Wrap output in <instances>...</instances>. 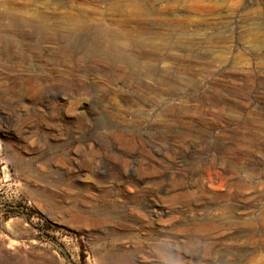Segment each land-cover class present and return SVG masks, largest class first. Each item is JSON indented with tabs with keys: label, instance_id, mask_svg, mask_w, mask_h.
I'll return each mask as SVG.
<instances>
[{
	"label": "rangeland",
	"instance_id": "1",
	"mask_svg": "<svg viewBox=\"0 0 264 264\" xmlns=\"http://www.w3.org/2000/svg\"><path fill=\"white\" fill-rule=\"evenodd\" d=\"M0 264H264V0H0Z\"/></svg>",
	"mask_w": 264,
	"mask_h": 264
},
{
	"label": "bare ground",
	"instance_id": "2",
	"mask_svg": "<svg viewBox=\"0 0 264 264\" xmlns=\"http://www.w3.org/2000/svg\"><path fill=\"white\" fill-rule=\"evenodd\" d=\"M133 7H134V6H133ZM131 8H132V7H131ZM133 9H134V8H133ZM135 9H136V8H135ZM135 9H134V10H135ZM74 20H75V19H74ZM76 20H78V19H76ZM75 22H78V21H74V23H75ZM10 256H11V255H10ZM1 259H2V258H1ZM8 263H9V262H8Z\"/></svg>",
	"mask_w": 264,
	"mask_h": 264
}]
</instances>
